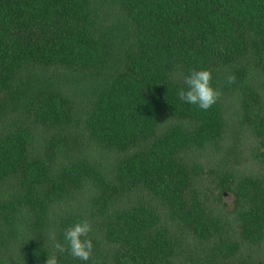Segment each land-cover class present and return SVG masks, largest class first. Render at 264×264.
<instances>
[{
    "label": "trees",
    "instance_id": "obj_1",
    "mask_svg": "<svg viewBox=\"0 0 264 264\" xmlns=\"http://www.w3.org/2000/svg\"><path fill=\"white\" fill-rule=\"evenodd\" d=\"M48 255L264 264V0H0V264Z\"/></svg>",
    "mask_w": 264,
    "mask_h": 264
},
{
    "label": "clouds",
    "instance_id": "obj_2",
    "mask_svg": "<svg viewBox=\"0 0 264 264\" xmlns=\"http://www.w3.org/2000/svg\"><path fill=\"white\" fill-rule=\"evenodd\" d=\"M213 74L210 69L192 70L184 78L186 88L177 91V97L180 101L196 106L199 110L207 111L215 105L220 98V91L212 85ZM226 82L235 83V76L228 75ZM92 231V225L87 220L77 221L64 233L65 244L57 243L55 245L60 253L68 252L74 259L89 261L93 256V240L89 234ZM45 264H59L56 255H48ZM95 264V261H93Z\"/></svg>",
    "mask_w": 264,
    "mask_h": 264
},
{
    "label": "rangeland",
    "instance_id": "obj_3",
    "mask_svg": "<svg viewBox=\"0 0 264 264\" xmlns=\"http://www.w3.org/2000/svg\"><path fill=\"white\" fill-rule=\"evenodd\" d=\"M224 200H225V202H226L227 204H230V199H229V197L226 196Z\"/></svg>",
    "mask_w": 264,
    "mask_h": 264
},
{
    "label": "water",
    "instance_id": "obj_4",
    "mask_svg": "<svg viewBox=\"0 0 264 264\" xmlns=\"http://www.w3.org/2000/svg\"><path fill=\"white\" fill-rule=\"evenodd\" d=\"M225 194V193H224Z\"/></svg>",
    "mask_w": 264,
    "mask_h": 264
}]
</instances>
